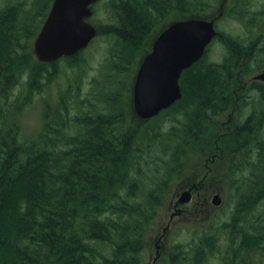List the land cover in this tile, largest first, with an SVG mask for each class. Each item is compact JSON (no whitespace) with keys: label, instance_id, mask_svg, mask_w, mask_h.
<instances>
[{"label":"trees","instance_id":"trees-1","mask_svg":"<svg viewBox=\"0 0 264 264\" xmlns=\"http://www.w3.org/2000/svg\"><path fill=\"white\" fill-rule=\"evenodd\" d=\"M1 1L0 264H141L146 235L173 181L206 146L215 120L234 103L238 39L222 36L227 43L220 62H208L207 49L184 70L179 79L181 99L144 126L125 115L120 90L105 99L104 110L73 115L62 94L51 107L42 96L40 127L33 137H26L21 121L26 107L57 77L48 67L59 61L72 66L81 52L38 62L31 48L53 0H32L27 7L24 0ZM216 2L111 0L106 25L91 23L96 36L103 33L116 40L110 68L117 77L126 73L140 51L147 53V39L165 16L176 10L182 14L178 20L202 18ZM246 2L228 0L232 14L226 17L250 16L248 21L254 22L257 13H250ZM92 12L93 17V6ZM262 30L258 28L261 34L256 38H264ZM252 47L253 42L242 44L240 52L248 53ZM254 86L250 84L251 91ZM166 116L177 125L163 131ZM251 126L237 122L232 136L222 141L223 175L232 183L242 176L245 189L240 193L239 182L230 218L208 225L189 243H176L157 264H210L211 258L218 264H260L264 137L247 138ZM242 134L245 138L240 139ZM237 174L239 180L232 177Z\"/></svg>","mask_w":264,"mask_h":264},{"label":"rangeland","instance_id":"rangeland-1","mask_svg":"<svg viewBox=\"0 0 264 264\" xmlns=\"http://www.w3.org/2000/svg\"><path fill=\"white\" fill-rule=\"evenodd\" d=\"M26 7L32 0H24ZM111 0H99L93 5L96 15L89 19L101 27H104L110 19L109 3ZM250 13H257L254 15V22H249L250 16L243 20L234 17H226V13L232 14L231 7L226 6L224 14L221 19L216 21V27L223 36L232 35L236 39L240 38V44L251 43L255 39V35H259L261 27L264 31V0H246ZM224 0H217L216 6L210 12H207L205 17H214L219 10L220 3ZM2 1L0 0V7ZM240 9V8H239ZM236 10V9H235ZM234 13V12H233ZM261 13V14H258ZM182 14L174 10L169 13L162 22H160L152 31L147 39V45L151 44L157 34L170 22L181 18ZM252 17V16H251ZM116 40L108 34H100L94 38L86 49L81 51L78 59L73 61L72 66H68L67 62L59 61L54 66H49L48 70L54 68L53 71L57 73L54 83L48 88L47 94L37 93L34 95V103L26 107L24 117L22 118L24 134L26 137H33L40 127L41 116L44 111V98L54 105V101L60 95H64L68 100L69 108L73 107L71 115L76 112H91L94 109L104 110L105 99L111 96L115 90H120L122 93L121 100L124 102L125 115L133 119L138 125L144 126L145 121L142 122L134 116L132 111V85L138 64L145 54V50L140 51L134 63L126 70L124 75H117L116 72L110 68L114 61L111 52L114 48ZM227 43V42H226ZM226 43L221 40L214 45H209V54L207 61L210 63L220 62L225 51ZM32 50V48H31ZM33 53V51H32ZM36 59V58H35ZM254 60L249 63V67L245 70L243 77L247 78L258 72V69L264 68V53L255 55ZM37 60V59H36ZM238 71V67L236 72ZM242 73V69L240 70ZM238 80V75H237ZM238 87V81H237ZM237 87L233 92L234 103L228 111L221 114L215 120V127L209 139H205L206 146L199 151L195 158H191L189 163L185 166L182 172L173 181L169 194L163 203L156 218L152 221L150 229L145 238L146 254L145 259L141 264H151L155 257L156 251L159 253V261L172 251L173 246L181 242L183 244L189 243L191 237L196 233L204 230L208 225L217 226L230 218L237 197L234 194L235 189L240 182V193L243 192L244 186L242 183V176H233V178L240 181L235 183L231 181L230 177H225L223 165L224 162V145L222 141H226L231 137L230 131L237 122L244 118L250 117L253 113L250 134L247 138L256 139L264 137V131L260 130L257 119L259 118L255 112L256 106L248 107L251 101L240 100V105L236 100ZM20 88V87H19ZM19 88L15 90V94L19 92ZM112 92V93H111ZM49 93V94H48ZM46 94V97H45ZM44 98H43V97ZM262 108V106L260 107ZM232 112V120L228 123L227 114ZM256 113V114H255ZM260 112H258L259 114ZM161 129L168 131L171 125H177L176 122H171L169 116L164 117ZM181 119V118H180ZM147 122V121H146ZM227 122V123H225ZM241 124V123H240ZM245 138V137H244ZM225 149V148H224ZM224 151V152H223ZM196 186V190L192 193L191 199L184 206H180L181 212L178 215L171 217L174 211V202L177 200L179 194L186 190L191 184ZM200 183V185H198ZM198 185V186H197ZM215 194L221 197V203L214 206L211 201ZM264 205H258V211H261ZM167 229L165 234L164 229ZM156 246L158 250H156ZM260 259V260H259ZM258 260L260 264H264V253L260 255ZM158 261V262H159ZM157 262V261H156ZM155 262V263H156ZM157 262V263H158ZM156 263V264H157ZM210 264H218L213 258L210 259Z\"/></svg>","mask_w":264,"mask_h":264},{"label":"water","instance_id":"water-1","mask_svg":"<svg viewBox=\"0 0 264 264\" xmlns=\"http://www.w3.org/2000/svg\"><path fill=\"white\" fill-rule=\"evenodd\" d=\"M96 1H52L32 44L38 62L50 63L73 56L88 46L96 35V28L89 21ZM214 24L215 18H186L169 23L157 34L141 58L133 80L132 111L137 119L148 121L181 99L180 76L203 57L213 39L220 35ZM193 188L196 186L179 194L171 217L178 215L180 206L190 201ZM211 203L220 205V195L215 194ZM158 258L156 251L151 264Z\"/></svg>","mask_w":264,"mask_h":264},{"label":"flooded vegetation","instance_id":"flooded-vegetation-1","mask_svg":"<svg viewBox=\"0 0 264 264\" xmlns=\"http://www.w3.org/2000/svg\"><path fill=\"white\" fill-rule=\"evenodd\" d=\"M226 6H228V0H224V2L220 5L219 13L216 16H218V17L223 16L224 9ZM216 30L218 31V28H216ZM218 39H221L222 41H224L223 37H220ZM215 44L216 43H214V45ZM248 44L249 43H245L244 46H248ZM212 45H213V43H212ZM244 48H246V47H244ZM261 50H263V51L261 52ZM259 53L260 54L264 53V38L258 37V38L253 39V47L250 48V52H248V53L244 52V51L240 52V38L238 39V44H237V55H238V64H237L238 80L237 81H238V87H237L236 100L238 102V106L240 105V102H241L240 100H245V99L248 101L252 100V102L248 103V107H250V106L252 107L254 105L256 106L255 112L257 113V115L259 117L257 119V122L259 123L258 125L261 127L260 130L264 131V68L263 69L259 68L258 72H256L255 74H253L251 76H248L247 78L243 77L245 70L249 67V63L251 61H253L254 56L255 55L258 56ZM240 58H241V62H240ZM241 69H242V73H240ZM252 83H255L256 86H254L253 90L251 91V89L249 88L250 87L249 84H252ZM261 106H262V108H260ZM258 112H260V113L258 114ZM227 117H228L227 121L229 123L232 120V112L227 114ZM249 118L250 117L248 116V118L242 119L240 123L242 125L246 124V123L249 125L250 124L253 125L252 118H250V119ZM239 121H240V119H239ZM225 123H227V122H225ZM250 129H251V127H249V130ZM245 135L246 134H242L240 136V139H243L245 137ZM256 137H257L256 135L253 136L254 139H256ZM192 185H194V184L192 183L191 186ZM198 185H200V183ZM191 186H189V187H191ZM195 190H196V188H193L191 193H193ZM157 262H158V260H157Z\"/></svg>","mask_w":264,"mask_h":264},{"label":"bare ground","instance_id":"bare-ground-1","mask_svg":"<svg viewBox=\"0 0 264 264\" xmlns=\"http://www.w3.org/2000/svg\"><path fill=\"white\" fill-rule=\"evenodd\" d=\"M240 46H241V45H240ZM242 49H243V48H242ZM249 85H250V84H249ZM249 85H248V86H249ZM255 86H256V85H255ZM260 88H261V87H260ZM260 91H261V90H260ZM254 145H255V144H254ZM131 222H132V221H131Z\"/></svg>","mask_w":264,"mask_h":264}]
</instances>
